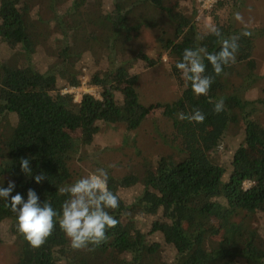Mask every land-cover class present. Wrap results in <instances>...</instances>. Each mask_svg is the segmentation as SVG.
<instances>
[{
  "label": "trees",
  "instance_id": "trees-1",
  "mask_svg": "<svg viewBox=\"0 0 264 264\" xmlns=\"http://www.w3.org/2000/svg\"><path fill=\"white\" fill-rule=\"evenodd\" d=\"M242 1L216 0L202 10L201 0H0V187L14 181L11 195L25 201L33 189L59 213L68 198L59 189L104 168L119 199L108 210L118 224L106 229V241L73 250L58 223L41 247L30 248L0 198V242L8 235L15 245L14 264H145L152 245L150 264H264L262 100L241 93L262 78L254 53L264 26L234 23ZM142 6L177 28L168 50L149 53L138 40L151 26L133 14ZM205 18L220 37L199 31ZM243 31L252 34L240 37L235 63L214 77L207 95L194 96L175 67L183 51L215 53ZM204 63V75H213ZM158 66L178 87L172 102L141 98L143 71ZM82 77L98 95L64 93ZM221 98L224 109L215 114ZM194 109L205 114L203 123L178 119ZM151 119L173 153L144 156L115 174L103 159L101 133L118 131L122 147ZM226 139L238 145L221 152ZM22 158L31 175L20 171ZM74 160L86 168H72ZM41 172L46 179L37 184ZM194 246L204 255L189 257Z\"/></svg>",
  "mask_w": 264,
  "mask_h": 264
},
{
  "label": "clouds",
  "instance_id": "clouds-1",
  "mask_svg": "<svg viewBox=\"0 0 264 264\" xmlns=\"http://www.w3.org/2000/svg\"><path fill=\"white\" fill-rule=\"evenodd\" d=\"M235 19L241 21L239 13L235 15ZM208 33L221 36L220 30L214 26L208 29ZM251 34L249 31H243L239 36L223 39L219 51L215 53H209L204 47L186 48L183 51L182 58L175 67L181 78L190 82L194 96L208 94L214 77L221 75L225 66L235 63L240 37H249ZM204 59L211 65L213 75H204L206 70ZM223 109L224 100L221 98L215 102L212 111L219 114ZM205 118V114L199 109H194L190 114L178 113V119L190 123H203ZM19 163L22 173L26 176L32 174L28 158H22ZM33 179L39 184L46 177L41 172ZM107 182V169L98 168L74 183L61 187L59 192L68 198L63 201L59 213L49 202L44 201L41 204L33 189H28L26 201L20 193L11 195L15 188V183L11 180L6 188L0 187V198L9 202L10 211L16 214L17 233L30 248L41 247L58 223L69 241V246L73 250H80L89 244L98 246L105 242L106 229L118 224L117 219L110 215L108 210H116L119 207V199L109 190ZM57 217L58 220L54 219Z\"/></svg>",
  "mask_w": 264,
  "mask_h": 264
},
{
  "label": "rangeland",
  "instance_id": "rangeland-1",
  "mask_svg": "<svg viewBox=\"0 0 264 264\" xmlns=\"http://www.w3.org/2000/svg\"><path fill=\"white\" fill-rule=\"evenodd\" d=\"M242 5V9L239 13L242 19L241 21L235 19L234 22L237 26H244L247 28H252L257 25L264 26V0H243ZM201 6L202 10L207 9L206 7H209V2H205V4H201ZM133 14L139 17L141 16L145 20L151 22V26L143 29L138 36V40L149 53L156 54L172 47V43L175 41V32L177 31L174 24L168 20L162 19L160 15H156L152 9L143 6L136 8ZM198 14L201 18L204 12L200 9ZM199 24H201L199 31H201L202 34L208 33V29L212 27L209 18H205L204 21ZM255 45L254 55L258 64L257 73L261 75L262 78L251 86L243 87L241 93H244L245 96L247 95L248 97L262 100L256 115L264 124V36L257 37ZM165 58L166 56L163 55V60H165ZM141 84V98H144L146 102L157 101L168 103L179 97L178 87L161 66L143 71ZM78 87L79 88L74 89V96L76 95L77 98L79 97L78 94L80 95L83 93L84 88L88 89L87 79L85 77L81 78V83ZM90 93L98 95L95 89ZM154 119L146 121L136 132L137 134L129 139V144L122 147L120 146L121 135L118 131L110 129L107 132L101 133L99 145L101 146L103 159L106 163L113 165L112 168L115 174H124L131 168V164L144 156L151 157L154 155H170L173 153L170 146L159 137ZM237 145V142L226 139L220 145V151L223 152L228 148L232 151ZM70 165L74 169L81 166L86 168V162H78L77 160L72 161ZM2 235L5 236L4 232H2ZM9 239L7 235L4 237L3 242H0V264H14L16 261V248ZM154 240L156 242L160 241L159 238ZM156 248V246L152 245L149 250L145 252L143 259L145 264H150V259ZM188 254L191 258L203 256L204 248L194 246Z\"/></svg>",
  "mask_w": 264,
  "mask_h": 264
},
{
  "label": "built area",
  "instance_id": "built-area-1",
  "mask_svg": "<svg viewBox=\"0 0 264 264\" xmlns=\"http://www.w3.org/2000/svg\"><path fill=\"white\" fill-rule=\"evenodd\" d=\"M215 1L216 0H201V3L203 5V4H205V2H209V7H210ZM209 7H206V8H209ZM76 88H79V87L67 88V89H64L63 91H64V93H74V89H76ZM93 89L94 88H92V87H90V89H89V87H88V89L87 88H84L83 89V93H90ZM78 96H79V94H78ZM75 97H76V95H75Z\"/></svg>",
  "mask_w": 264,
  "mask_h": 264
}]
</instances>
